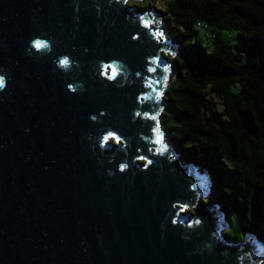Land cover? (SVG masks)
Masks as SVG:
<instances>
[{"label": "water", "instance_id": "95a60500", "mask_svg": "<svg viewBox=\"0 0 264 264\" xmlns=\"http://www.w3.org/2000/svg\"><path fill=\"white\" fill-rule=\"evenodd\" d=\"M160 21L126 0H0V264L264 260L252 234L224 236L230 221L200 203L209 174L159 129L174 74L165 53L176 50ZM36 37L51 51L31 48ZM62 55L67 72L54 63ZM109 131L119 140L101 148Z\"/></svg>", "mask_w": 264, "mask_h": 264}, {"label": "trees", "instance_id": "16d2710c", "mask_svg": "<svg viewBox=\"0 0 264 264\" xmlns=\"http://www.w3.org/2000/svg\"><path fill=\"white\" fill-rule=\"evenodd\" d=\"M162 8L176 50L165 53L174 74L161 91L159 129L181 161L210 164L213 196L200 203L217 202L230 221L224 236L264 242V0H164Z\"/></svg>", "mask_w": 264, "mask_h": 264}, {"label": "clouds", "instance_id": "9594fccd", "mask_svg": "<svg viewBox=\"0 0 264 264\" xmlns=\"http://www.w3.org/2000/svg\"><path fill=\"white\" fill-rule=\"evenodd\" d=\"M30 47L34 48L37 52L48 53L51 51L52 43L48 39L36 37L30 42ZM54 63L56 64L58 68L67 72L68 70H70L74 62L70 59L68 55H62L58 59H56ZM103 66L105 69V72H104L105 75H107V70L111 69V75L110 76L108 75V79H111V80L115 79L118 74L119 68H120L119 62L112 61L110 63H104ZM6 86H7V81H6L5 75H0V91H3L6 88ZM78 87L82 88L83 86L80 84H69L68 90L70 92H75ZM101 115H103V113H101ZM90 119L95 121L97 117L95 115H92ZM112 137H115V139L119 140V137H116L115 133H113L112 131H109L106 135L103 136V143H101V148H103L104 144H106L109 138H112ZM126 167H127L126 164H121L120 171L123 172V170Z\"/></svg>", "mask_w": 264, "mask_h": 264}, {"label": "rangeland", "instance_id": "374dc122", "mask_svg": "<svg viewBox=\"0 0 264 264\" xmlns=\"http://www.w3.org/2000/svg\"><path fill=\"white\" fill-rule=\"evenodd\" d=\"M147 1H149V3H151V6L153 7V9L155 10V11H162V12H164V9L162 8L163 7V2H164V0H126V3H128V4H133V5H135L138 9H140V10H142V9H144V8H146L147 6H146V4H145V2H147ZM162 15V14H161ZM160 25H162L163 26V22L162 21H160ZM228 44L231 46V44H232V39H230L229 41H228ZM168 63H169V61H167ZM171 68H172V72L174 71V66L173 65H171ZM172 76H173V73H172V75H171V77L169 78V80L166 82V84L172 79ZM165 87H163L162 88V90L161 91H163V89H164ZM162 94V93H161ZM161 108H163V107H161ZM158 125L160 126V127H162L160 124H159V121H158ZM163 138H164V140L165 141H167L168 142V140L165 138V135H164V133H163ZM175 152V151H174ZM188 161H191V160H186V162H188ZM192 162V161H191ZM193 163H194V161H193ZM195 164H197V162H195ZM199 167V169H202V167L209 173V170H211V166H210V164L209 163H203V165H202V167L199 165V164H197ZM206 165V166H205ZM209 167V168H208ZM210 174V173H209ZM213 191H214V188H213V185H212V188H210V191H209V193L207 194V195H205L203 198H208V197H212L213 196ZM213 203H217V202H215V201H213ZM229 228V227H228ZM222 230H225V228H223Z\"/></svg>", "mask_w": 264, "mask_h": 264}, {"label": "snow or ice", "instance_id": "6c2138e0", "mask_svg": "<svg viewBox=\"0 0 264 264\" xmlns=\"http://www.w3.org/2000/svg\"><path fill=\"white\" fill-rule=\"evenodd\" d=\"M112 138H115V137H112ZM156 142L159 144V143H161V138H160V135H159V131H158V129H157V140H156ZM158 151H164V146L161 144V148L160 149H158Z\"/></svg>", "mask_w": 264, "mask_h": 264}, {"label": "built area", "instance_id": "2783aa9c", "mask_svg": "<svg viewBox=\"0 0 264 264\" xmlns=\"http://www.w3.org/2000/svg\"><path fill=\"white\" fill-rule=\"evenodd\" d=\"M197 24L201 25L204 29H206V25L204 23L203 24L202 23L200 24L199 22H197ZM206 33H208V32L206 31Z\"/></svg>", "mask_w": 264, "mask_h": 264}, {"label": "bare ground", "instance_id": "6f19581e", "mask_svg": "<svg viewBox=\"0 0 264 264\" xmlns=\"http://www.w3.org/2000/svg\"><path fill=\"white\" fill-rule=\"evenodd\" d=\"M211 187V186H210Z\"/></svg>", "mask_w": 264, "mask_h": 264}]
</instances>
